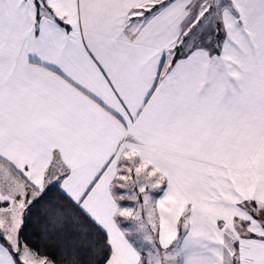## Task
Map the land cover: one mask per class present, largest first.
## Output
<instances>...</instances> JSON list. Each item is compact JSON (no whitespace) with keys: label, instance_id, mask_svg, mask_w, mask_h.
Returning <instances> with one entry per match:
<instances>
[{"label":"snow or ice","instance_id":"6c2138e0","mask_svg":"<svg viewBox=\"0 0 264 264\" xmlns=\"http://www.w3.org/2000/svg\"><path fill=\"white\" fill-rule=\"evenodd\" d=\"M53 191L93 264H264V0H0V264L86 254Z\"/></svg>","mask_w":264,"mask_h":264},{"label":"trees","instance_id":"16d2710c","mask_svg":"<svg viewBox=\"0 0 264 264\" xmlns=\"http://www.w3.org/2000/svg\"><path fill=\"white\" fill-rule=\"evenodd\" d=\"M57 196L58 193L56 191L49 193L41 205L33 209L34 215L31 218L28 229L30 236L38 244L46 243L50 245V254L58 253L65 245L74 247L79 252L86 253L79 257V261H73L72 264H93L97 254L93 243L97 246H102L103 238L94 229H91V226L83 221L77 223L73 217L54 221L45 219L48 205L53 204L54 198ZM54 207L67 209L69 205L66 201H61L59 204H55ZM82 225L84 228L89 229L86 238H82L84 235Z\"/></svg>","mask_w":264,"mask_h":264}]
</instances>
